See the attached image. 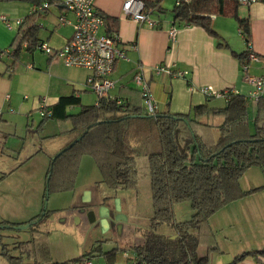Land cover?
<instances>
[{"label": "crops", "instance_id": "0c3cea01", "mask_svg": "<svg viewBox=\"0 0 264 264\" xmlns=\"http://www.w3.org/2000/svg\"><path fill=\"white\" fill-rule=\"evenodd\" d=\"M181 1L183 0H162L158 8L146 9L149 17L158 22L157 27L149 28L125 15V0H95L96 10L101 15L118 19V47L127 56V60H119L115 64L112 74L115 86L110 95L121 98L125 104L132 106L142 104L140 89L134 82V76L137 67L144 66L147 68L146 79L157 106L154 115H188L193 114L196 107L205 105L211 111L200 119L209 127L203 132L212 141H216L220 134L219 127L224 122L219 111L227 104L223 100L207 97L202 89L208 88L212 92L232 88L238 90L240 96L247 98L249 109L254 112L255 117L257 106H253L248 98L253 88L246 81V76L264 75V3L245 6L235 0H210L215 10H221V13L205 15L211 22L209 32L203 27L173 21L172 10ZM32 9L33 5L24 2H0V15H7L12 19L24 20L32 15ZM63 16L70 21L69 24H59V19ZM75 21V15L64 4L54 2L45 12L36 15L33 21L22 27L9 30L0 22V186L10 185L16 172L23 174V171L36 170L45 179L48 177L49 163L51 165L53 159L43 153L44 145L50 142L55 146L57 143L58 154L73 139L74 134L67 133L72 130L70 119H47L41 115L42 111L51 112L63 97H74L79 101L77 105L66 109L67 115L78 114L83 107L95 106L99 100L85 86L90 74L87 70L66 67L61 59L36 48L28 51L22 46L18 50L17 44L22 33L32 25L37 26L39 42H47L53 49L64 47L73 38ZM241 22L248 25V36ZM172 27L177 30L173 37L169 34ZM103 32L107 33L106 24ZM249 52L256 54L259 60H250ZM242 54L245 55L240 59L238 55ZM156 65L166 66L175 73L184 72L185 75L177 78L167 74L156 75L150 70ZM245 66L248 67L247 71L244 70ZM147 113L146 111L144 115H152ZM49 121L51 122L48 124ZM137 124L142 128L146 125L143 122ZM44 130L47 131L46 134ZM49 132L51 135H48ZM158 148V144L155 145V149L149 151L148 155L159 152ZM257 188L261 189L245 197L256 199L250 210L240 213L232 210V207L243 203L245 198L230 203L213 215L209 219V226L199 233L197 255L199 258H207L206 264H232L239 256L264 250V196H260L264 193V185L249 190ZM86 197V203L81 202L79 205L83 209L85 204H89L91 208L85 211L91 210L89 215L93 217V222H98L101 215L97 206L93 207L94 192H87ZM44 198L45 196L42 201ZM180 205L176 206V211ZM40 210L41 207L36 203H26L24 208L15 209L14 205H9L5 198L0 197V225L8 224V228L0 230V241L8 246L11 255L19 256V252L14 250L16 243L32 241L34 233L30 232L29 227H19L31 226L30 223L38 218ZM123 213V216L119 215V220L132 218L126 211ZM111 217L114 215L111 214ZM107 220L110 223V219ZM109 228L111 227L106 230ZM39 231L41 236L47 232L50 234L49 264H76L81 259H90L95 264H133L136 257L135 251L130 254L127 249H132L138 243H126L122 248H116L120 251L113 260L106 259L104 255L93 252L101 243L95 239L77 244L78 253L71 254V251L64 250L63 257L55 262L52 257L51 233L44 229ZM8 239L12 240L11 247L6 243ZM225 241L233 242V246L229 248ZM102 251L109 252L104 249ZM47 256L42 249H35L26 252L21 259L23 264H36V260L40 264H47ZM0 264H6L1 256ZM238 264H264V256L250 255Z\"/></svg>", "mask_w": 264, "mask_h": 264}, {"label": "trees", "instance_id": "16d2710c", "mask_svg": "<svg viewBox=\"0 0 264 264\" xmlns=\"http://www.w3.org/2000/svg\"><path fill=\"white\" fill-rule=\"evenodd\" d=\"M148 8L156 9L162 0H141ZM2 3L24 2L33 6L51 5L58 0H0ZM210 0L181 1L172 10L173 21L179 24L203 27L211 32V22L206 14L221 13L212 6ZM24 19L26 25L38 14ZM106 24L107 34H118V19L101 15ZM246 35L249 27L241 22ZM38 29L32 25L23 32L18 41V50L28 42V51L36 48L39 40ZM245 54L238 55L241 59ZM141 94V93H140ZM264 96L259 99L251 129L249 102L244 96H235L219 113L224 122L219 127L216 141L204 134L209 127L201 118L211 110L203 105L196 107L193 114H164L154 119L143 118L145 109L142 104L118 106L115 101L102 98L95 106L83 107L78 114H66L69 106L77 105L78 99L63 97L51 109L47 119L71 120L73 139L63 148L51 163L48 173L47 190L58 193L64 188H74L75 176L83 156L94 159L101 174L102 183L111 191L135 190L138 185V165L136 147L132 140L147 132L157 131L161 150L148 155V167L151 179L153 202L152 231L146 240L134 244L131 248L136 253V264H206L207 258H199L197 249L198 236L209 226V219L230 203L241 200L261 188L244 190L241 179L247 170L259 167L264 175ZM47 111V110H46ZM148 114V113H147ZM137 122H143L144 128ZM150 131V132H149ZM134 133V134H133ZM81 138L80 140H78ZM78 140V141H77ZM74 144V145H72ZM70 188V189H71ZM68 189V190H70ZM71 189V190H72ZM188 202L194 212L191 219L177 223L175 207ZM47 217V212L31 222L30 232L34 234L28 243H16L14 250L19 256L11 255L8 246L0 241L1 257L6 264H23L21 257L29 250L46 252L50 263L49 236L47 232L39 234L40 225ZM172 225L178 234L172 240L156 233L160 225ZM8 228L2 223L0 230ZM156 233V234H155ZM196 235V236H195ZM98 245L93 252L113 260L120 251H102ZM215 250V249H213ZM264 256V250L247 253L237 257L232 264L248 256ZM78 262V261H77ZM76 263V262H75ZM36 264H40L36 260Z\"/></svg>", "mask_w": 264, "mask_h": 264}, {"label": "rangeland", "instance_id": "374dc122", "mask_svg": "<svg viewBox=\"0 0 264 264\" xmlns=\"http://www.w3.org/2000/svg\"><path fill=\"white\" fill-rule=\"evenodd\" d=\"M253 115L254 112L249 109L252 130H254ZM50 122L47 123L49 124ZM48 130L50 131V128ZM142 131L144 130L138 133V136L141 134L140 137L132 140V144L136 147L137 151L136 160L139 175L138 185L135 190L111 191L102 183V174L94 159L90 156L82 157L78 166L77 183L73 189L71 187L64 188L61 193H50L48 191L49 195L47 196L46 182L49 177H44L45 179H43L41 172L36 170L32 172L23 171V174L16 172L11 179L13 181H11L10 185L0 186V197L5 198L9 205H14L15 209L24 208L26 203L29 205H35L36 203V205L41 207L38 217L43 216L47 212V217L43 224L40 225V229L51 233L52 257L55 262L63 257L64 250L71 251V254L78 253L77 244L82 241L99 240L103 249L109 251L111 249L122 248L126 243L140 244L146 240L147 234L151 233L153 202L147 155L149 151L155 149V145L157 144L158 150H161V145L156 138L157 131H149L150 134L147 137H145L147 132L142 134ZM46 133L47 131L44 130V134ZM50 133L48 135H51ZM49 143L44 145L43 153L51 156L54 160L58 155L56 153L59 149L58 144L55 143V146H52ZM50 166L49 163L48 172L50 171ZM260 185H264V175L259 167L247 170L241 179V187L244 190H249ZM90 191L94 192L93 207L97 206L99 215L103 206L110 211L107 218L110 219V223H108L111 228L108 230L104 226L102 217L99 218L98 222H93V217L89 215L91 210L85 211L91 208L89 204H85V208L83 209L79 205L81 202L86 203L85 201L88 199L86 194ZM118 195L119 197H117ZM43 196L45 198L42 201ZM260 196H264V193L260 194ZM255 200V197L245 198L242 201L243 203L232 207V210L237 213L250 210L254 206ZM101 204L103 205L102 207L100 206ZM119 207L120 212H118ZM124 211L132 215V218H129V220L121 218L122 220H119V215L123 216ZM111 214L114 217H111ZM193 214L194 212L188 202L182 203L177 211L175 209L177 223H182L178 222V219L189 220ZM175 231L176 229L172 225L164 224L157 228L156 233L175 240L178 237ZM6 243L11 247L12 240L8 239ZM224 243L229 248L233 246V242L227 243L225 241ZM127 251L130 254L134 253V249L128 248Z\"/></svg>", "mask_w": 264, "mask_h": 264}, {"label": "built area", "instance_id": "2783aa9c", "mask_svg": "<svg viewBox=\"0 0 264 264\" xmlns=\"http://www.w3.org/2000/svg\"><path fill=\"white\" fill-rule=\"evenodd\" d=\"M240 5L249 6L255 3H264V0H235ZM75 15V32L73 38L62 48L53 49L47 42H39L36 49L49 56H55L62 60L64 65L69 68L85 69L90 72L87 77L86 88L96 94L98 99H109L116 102L118 106L124 104L121 98H115L110 95V91L115 86L112 74L117 61L127 60L126 53L118 47L119 35L104 33L105 20L96 10L95 0H58ZM179 4V2H178ZM50 5L45 3L42 6H33L32 14L47 10ZM125 15L139 24H145L149 28H155L158 22L149 17L145 10V5L141 0H125L123 4ZM2 22L7 29L13 30L20 27L23 19H12L7 15H0ZM70 21L65 17L59 19L60 25L69 24ZM176 28L172 27L169 31L170 36H175ZM23 47H29L28 42H24ZM248 58L252 61H258L259 58L253 52H249ZM245 66L244 70L247 71ZM156 75L167 74L174 78L183 77L184 72H173L170 68L162 65L153 66L151 69ZM147 68L138 66L134 82L140 89L143 105L148 114L154 115L157 109L154 95L146 79ZM246 81L252 86V92L248 96L253 106H257L259 99L264 96V75L251 76L247 74ZM203 94L209 98L223 100L229 104L235 96H240V92L234 88L222 91L212 92L208 88L202 89ZM99 100L96 105L99 104ZM50 111H42L43 117L49 116ZM76 264H95L90 259H81ZM133 264H136V257ZM189 264H192L189 262Z\"/></svg>", "mask_w": 264, "mask_h": 264}, {"label": "water", "instance_id": "95a60500", "mask_svg": "<svg viewBox=\"0 0 264 264\" xmlns=\"http://www.w3.org/2000/svg\"><path fill=\"white\" fill-rule=\"evenodd\" d=\"M143 118H154V119H156V118H158V117H160V116H158V115H151V116H142ZM81 138H79L78 140H80ZM77 140V141H78ZM72 145H74V144H72ZM59 155V154H58ZM57 155V156H58ZM56 156V157H57ZM56 157H55V159H56ZM54 159V160H55ZM53 160V161H54ZM49 195V192H48V190H47V196ZM48 198V197H47ZM118 204H119V202H118ZM118 212H120V207H119V209H118ZM101 217L103 218V223H104V226L106 227V228H108L109 227V223H108V220H107V215H108V210L105 208V207H102L101 208ZM121 216V215H120ZM119 216V217H120ZM28 227H29V225H26V226H23V227H19V228H22V229H28Z\"/></svg>", "mask_w": 264, "mask_h": 264}]
</instances>
